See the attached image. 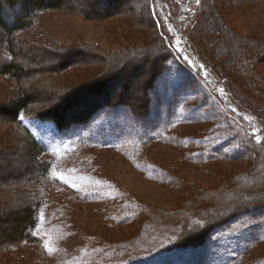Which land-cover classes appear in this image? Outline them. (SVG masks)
Masks as SVG:
<instances>
[{
	"label": "rangeland",
	"instance_id": "rangeland-1",
	"mask_svg": "<svg viewBox=\"0 0 264 264\" xmlns=\"http://www.w3.org/2000/svg\"><path fill=\"white\" fill-rule=\"evenodd\" d=\"M82 1L62 0L59 9L39 15L27 36L38 48L23 46L33 57L16 59L29 70L21 82L35 91L33 108L42 111L54 103V94L78 91L97 78L89 75L107 67L121 81L132 76L127 91L115 95L141 109L140 85L151 71L152 54L162 48L178 94L172 125L158 139L151 127L139 138L134 127L142 125L99 118L83 133L62 135L53 123L21 114L51 162V185L43 188L30 172L34 162L24 133L0 113V264H264V166L250 168V149L264 145L256 132L264 127V64L254 60L256 54H231L242 41L264 39V0H212L208 9L206 0H124L122 12L102 20L81 16ZM5 36L0 28V66ZM77 47L87 50L79 57L92 69L82 64L60 74L40 73L66 51L74 56ZM134 66H142L140 73L134 75ZM13 84L0 74L1 102L17 93ZM88 94L79 93L66 116L80 119L100 102ZM228 187L234 198L225 196ZM29 199L40 203L33 229L40 243L5 242L12 214ZM232 204L245 212L200 245H175L188 244L195 238L191 232L225 217ZM220 207L227 210L217 216Z\"/></svg>",
	"mask_w": 264,
	"mask_h": 264
},
{
	"label": "trees",
	"instance_id": "trees-1",
	"mask_svg": "<svg viewBox=\"0 0 264 264\" xmlns=\"http://www.w3.org/2000/svg\"><path fill=\"white\" fill-rule=\"evenodd\" d=\"M61 1L62 0H0V28L6 35V44L3 48L5 50L4 54H6V58L3 60L4 64L0 66V74L6 77V79L13 81V86H15L17 90V93L12 98L5 102L0 101V113L9 115L11 121H13L24 133L26 143L28 144V153L31 155L34 162V166L30 168V172H32L31 174H35L36 178L38 177V181L41 182L40 184L43 188L51 185L49 172L51 162L42 157V155L46 153L45 143L22 122L20 119L21 114L30 113L40 121L53 123L62 135L70 134V131L73 129H78L83 133L90 122L94 120L96 121L100 118L103 122H108L109 124L122 122L127 125L130 122H134V126L136 124L142 125L143 128L139 129L132 125L136 128L135 131L138 132L139 138L146 135L144 129L151 127L152 130L159 131L155 134L157 135L156 139H158L160 134L162 135V133L166 132L168 127L172 125L173 115L178 103L176 87L172 80L167 78V76L172 73L171 64L168 55H166V53L162 51V48H160L152 54L153 62L151 64V71L149 74L145 73L148 76L140 85L144 95V104L141 109H137L132 102L122 97L121 94L118 96L115 95V93L119 91H122V94L127 91L128 83H131L132 76H127L126 79L123 78L121 81L120 78L122 76H119L117 71H108L107 67H104L100 72L89 75L97 76V78L94 81H84V85L79 87L78 91H73L68 96L57 95L58 93L56 96L54 94L53 104H48V106L44 105L45 107L42 111L35 110L32 105L34 103L33 96H35V91L33 88H24L21 82L29 75L27 66L21 64L23 62L22 60L23 58L27 59L28 54L30 55L29 57H33L31 53L25 51L24 47L26 46L27 49L38 48L37 45H34L27 40V36L30 37L29 32L34 30L37 17L48 10L59 9L60 6H63ZM123 1L124 0H86L85 2L84 0L82 1L83 4L80 3L81 8L78 13L88 19L102 20L105 18H111L122 12L120 10V5ZM250 1L256 0H239L238 3L244 5L248 4V2L250 3ZM206 2L205 6L207 9L209 7L208 5H215V3L212 4V0H206ZM185 34L191 48L195 49L190 35L187 32H185ZM254 41L255 42H250L248 40L242 41L241 45L245 46L246 43V46L242 47L240 45L235 51V54H233L234 52H231V54L235 56L233 58H238L241 53H247L249 56L256 54L257 57H254V60L258 63L264 64V51L259 52L264 49V39H257ZM216 42L218 43L219 41ZM244 48L246 50H243ZM74 50H76V54H73L74 56L70 55V57H67L70 52L66 51V54L58 60L52 69L42 68L40 69V73H44V71L47 70L48 75L49 73L60 74L66 69L72 70L75 66L82 64L83 66L85 65V69L83 68L85 71L92 69V66L89 67L90 63H87L89 61L82 60V58L80 59L79 57L80 53H88L87 50L83 47H77ZM17 58L22 62L16 61ZM28 59L30 60V58ZM141 67L142 66L132 67L134 70L138 69V72H134V75L135 73H140L139 68ZM83 90L87 91V93H89L88 95L101 98V100L97 105L95 104L90 107L87 111L88 115L87 113H84L80 119L77 117L69 118V116L66 115L70 110V107L75 106L74 104L78 99L77 95ZM43 103L46 104L47 102L43 101L38 104L41 105ZM99 110L101 113L98 112ZM259 118L262 119L260 116ZM151 139L152 137L149 136L146 141H142L141 143L146 144V142ZM250 156L252 158L250 166L251 170L262 169L264 166V145L256 144L250 149ZM224 194L227 197L234 198L235 191L233 188L228 187L224 189ZM262 196L264 197V193H262ZM29 200L30 201H27L22 209H19L12 214L9 227L11 232L8 234L7 239L5 238V242L30 241L33 243H40L39 238L33 234V229L38 220L36 211L40 203L34 202L33 199ZM226 210L227 207H220L217 216H222ZM244 212L242 208H237V206L232 204L225 217L220 218L217 221H204L198 232H191L190 237L195 238L190 239L188 244L182 245V241L177 240L175 245L177 247L200 245L205 238L207 239V237H210L215 229L222 227L229 222L230 219L236 218Z\"/></svg>",
	"mask_w": 264,
	"mask_h": 264
},
{
	"label": "bare ground",
	"instance_id": "bare-ground-1",
	"mask_svg": "<svg viewBox=\"0 0 264 264\" xmlns=\"http://www.w3.org/2000/svg\"><path fill=\"white\" fill-rule=\"evenodd\" d=\"M167 18L171 26L175 28L176 31H178V28L174 25V21L172 20V18L170 17H167ZM185 48H186L187 58L189 59L191 64L197 69V71H200V68L198 67L197 59L195 58V56H193V54L191 53V51L189 50L186 44H185ZM256 132H257V139L260 140L264 136V127H261L260 131L256 130Z\"/></svg>",
	"mask_w": 264,
	"mask_h": 264
},
{
	"label": "water",
	"instance_id": "water-1",
	"mask_svg": "<svg viewBox=\"0 0 264 264\" xmlns=\"http://www.w3.org/2000/svg\"><path fill=\"white\" fill-rule=\"evenodd\" d=\"M181 36L184 38V36L181 34ZM238 108V107H237ZM239 110H241L240 108H238Z\"/></svg>",
	"mask_w": 264,
	"mask_h": 264
}]
</instances>
